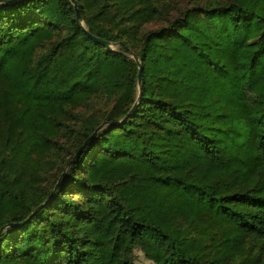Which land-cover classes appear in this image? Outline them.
I'll return each mask as SVG.
<instances>
[{"label": "trees", "instance_id": "trees-1", "mask_svg": "<svg viewBox=\"0 0 264 264\" xmlns=\"http://www.w3.org/2000/svg\"><path fill=\"white\" fill-rule=\"evenodd\" d=\"M6 1L0 264H264V0Z\"/></svg>", "mask_w": 264, "mask_h": 264}, {"label": "water", "instance_id": "water-1", "mask_svg": "<svg viewBox=\"0 0 264 264\" xmlns=\"http://www.w3.org/2000/svg\"><path fill=\"white\" fill-rule=\"evenodd\" d=\"M17 1H20V0H7L6 3H13V2H17ZM71 3L73 4L74 6V10H75V14H76V19L79 21V22H82V17L80 16L79 14V10H78V6H77V2L75 0H70ZM83 30L95 41L103 44L104 46H110L109 42L101 39V38H98L96 36H93L91 34H89L87 32V30L85 29V27H83ZM132 57L134 58V60L136 61L137 65H138V73H137V83H138V88L140 90L141 88V79H142V65L140 64L138 58L136 57L135 54H132ZM98 130V128L84 141L83 145H81L77 151L75 152V154L73 155V157L68 161L67 163V166L73 164L76 159L78 158V156L80 155V152L82 150V148L84 147V145L92 138V136L95 134V132ZM64 171L62 172L61 176L63 175ZM58 184V183H57ZM57 186V185H56Z\"/></svg>", "mask_w": 264, "mask_h": 264}, {"label": "rangeland", "instance_id": "rangeland-1", "mask_svg": "<svg viewBox=\"0 0 264 264\" xmlns=\"http://www.w3.org/2000/svg\"><path fill=\"white\" fill-rule=\"evenodd\" d=\"M137 262L138 264H151L148 260H146L143 255L137 252Z\"/></svg>", "mask_w": 264, "mask_h": 264}]
</instances>
